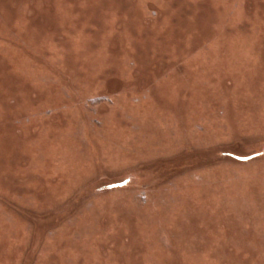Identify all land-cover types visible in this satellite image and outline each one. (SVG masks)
Returning <instances> with one entry per match:
<instances>
[{
	"label": "rangeland",
	"instance_id": "1",
	"mask_svg": "<svg viewBox=\"0 0 264 264\" xmlns=\"http://www.w3.org/2000/svg\"><path fill=\"white\" fill-rule=\"evenodd\" d=\"M0 264H264V0H0Z\"/></svg>",
	"mask_w": 264,
	"mask_h": 264
}]
</instances>
